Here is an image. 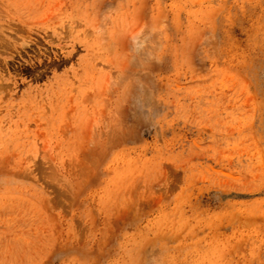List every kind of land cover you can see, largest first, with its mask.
<instances>
[{
    "label": "rangeland",
    "instance_id": "374dc122",
    "mask_svg": "<svg viewBox=\"0 0 264 264\" xmlns=\"http://www.w3.org/2000/svg\"><path fill=\"white\" fill-rule=\"evenodd\" d=\"M0 264H264V0H0Z\"/></svg>",
    "mask_w": 264,
    "mask_h": 264
}]
</instances>
